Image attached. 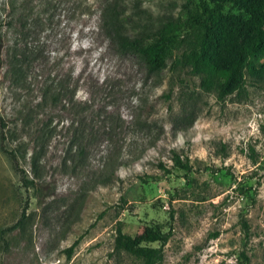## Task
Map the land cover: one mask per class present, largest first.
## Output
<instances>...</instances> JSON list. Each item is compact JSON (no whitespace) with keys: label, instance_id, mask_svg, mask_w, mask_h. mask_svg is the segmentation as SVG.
I'll list each match as a JSON object with an SVG mask.
<instances>
[{"label":"rangeland","instance_id":"374dc122","mask_svg":"<svg viewBox=\"0 0 264 264\" xmlns=\"http://www.w3.org/2000/svg\"><path fill=\"white\" fill-rule=\"evenodd\" d=\"M11 1L0 116L35 179L24 193L0 151V264H139L114 248L119 224L132 236L170 230L161 264H264V79L246 75L218 100L187 69L149 73L93 0ZM114 1L105 0V17ZM196 1L121 0L117 31L185 18ZM59 84L52 102L57 91L47 88ZM75 135L88 143L82 155ZM172 149L188 156L186 175L172 167Z\"/></svg>","mask_w":264,"mask_h":264},{"label":"trees","instance_id":"16d2710c","mask_svg":"<svg viewBox=\"0 0 264 264\" xmlns=\"http://www.w3.org/2000/svg\"><path fill=\"white\" fill-rule=\"evenodd\" d=\"M121 0H115L109 7L105 17V0H93L97 3L99 17L105 26V18L113 23L114 32L118 33L120 44L138 55L151 74H159L165 68L173 71L187 69L200 78V86L204 91H214L218 100H224L234 91H238L245 81L246 75L253 80L264 79V0H197L193 12L185 18L168 19L154 29L146 28V32L136 31L133 34L119 33L124 12L118 11ZM195 0H185L192 3ZM232 5L239 13L228 12L226 5ZM14 13L11 0H0V49L3 45L2 29L5 20ZM10 23L8 20L6 21ZM12 75L18 77L22 72V63L18 60L10 64ZM13 76V77H14ZM57 91L51 96L52 102L59 99L63 84L48 86L47 91ZM8 132L4 119L0 116V151L8 160L16 174L19 188L27 193L34 184V176L21 166L18 154L8 144ZM75 135L70 144L78 145V154L82 155L88 147L87 142L78 141ZM172 167L183 170L185 175L192 166L186 155L176 150L170 152ZM159 167L163 172H170L162 162ZM22 210L19 220L1 231V239L5 240L7 231L14 229L25 218ZM171 218L173 213L170 214ZM245 235L249 234V226L242 222ZM214 232L211 237H216ZM171 236V231H163L161 226H147L142 232L132 236L117 227L114 248L125 251L139 260V264H161L164 259V246ZM152 243H157L152 246ZM76 242L70 247L73 249ZM245 263L248 258L241 252Z\"/></svg>","mask_w":264,"mask_h":264}]
</instances>
